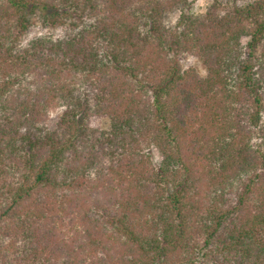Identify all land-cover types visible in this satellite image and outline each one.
Returning a JSON list of instances; mask_svg holds the SVG:
<instances>
[{"label":"trees","instance_id":"trees-1","mask_svg":"<svg viewBox=\"0 0 264 264\" xmlns=\"http://www.w3.org/2000/svg\"><path fill=\"white\" fill-rule=\"evenodd\" d=\"M207 1L0 0V264H264V0Z\"/></svg>","mask_w":264,"mask_h":264},{"label":"rangeland","instance_id":"rangeland-1","mask_svg":"<svg viewBox=\"0 0 264 264\" xmlns=\"http://www.w3.org/2000/svg\"><path fill=\"white\" fill-rule=\"evenodd\" d=\"M253 0H239L237 1V5L241 6L243 4H246L248 2H251ZM188 3V9L191 12L194 13H204L206 6L208 5V1L207 0H187ZM177 20V14H171L170 16H168L167 18V22L171 23V25H174L176 23ZM62 33L61 29H56L55 31L49 30L45 27H43L40 23L38 19H34L32 21V23L30 24L25 36H24V42L30 40L31 38H35L38 36H50V35H55V37H59ZM181 65L184 68H188V67H192L196 70V72L199 75H204V68L202 66V64L200 63V61H198L196 58L194 57H188L187 59H182L181 60ZM59 110H54L50 113L49 116V121H48V126L49 128H53L54 124L57 121V117L59 115ZM92 126L99 128V129H104L107 128L108 126V122L106 120H94ZM153 158L154 160H158V156L157 154L154 152L153 153Z\"/></svg>","mask_w":264,"mask_h":264}]
</instances>
